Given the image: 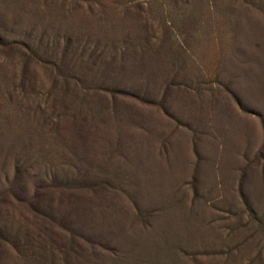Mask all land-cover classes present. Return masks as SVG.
<instances>
[{
	"label": "rangeland",
	"instance_id": "rangeland-1",
	"mask_svg": "<svg viewBox=\"0 0 264 264\" xmlns=\"http://www.w3.org/2000/svg\"><path fill=\"white\" fill-rule=\"evenodd\" d=\"M0 264H264V0H0Z\"/></svg>",
	"mask_w": 264,
	"mask_h": 264
}]
</instances>
